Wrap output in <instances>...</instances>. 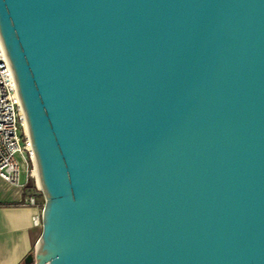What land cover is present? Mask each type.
<instances>
[{
    "label": "water",
    "instance_id": "95a60500",
    "mask_svg": "<svg viewBox=\"0 0 264 264\" xmlns=\"http://www.w3.org/2000/svg\"><path fill=\"white\" fill-rule=\"evenodd\" d=\"M45 198L25 264H264V0H0Z\"/></svg>",
    "mask_w": 264,
    "mask_h": 264
},
{
    "label": "built area",
    "instance_id": "2783aa9c",
    "mask_svg": "<svg viewBox=\"0 0 264 264\" xmlns=\"http://www.w3.org/2000/svg\"><path fill=\"white\" fill-rule=\"evenodd\" d=\"M0 37V178L22 192L21 206L33 209V225L43 229L45 198L29 126ZM25 175V180L22 179ZM33 188L29 190V187Z\"/></svg>",
    "mask_w": 264,
    "mask_h": 264
},
{
    "label": "crops",
    "instance_id": "0c3cea01",
    "mask_svg": "<svg viewBox=\"0 0 264 264\" xmlns=\"http://www.w3.org/2000/svg\"><path fill=\"white\" fill-rule=\"evenodd\" d=\"M22 198L21 191L0 178V264H25L42 234V229L33 225L36 212L21 206Z\"/></svg>",
    "mask_w": 264,
    "mask_h": 264
},
{
    "label": "trees",
    "instance_id": "16d2710c",
    "mask_svg": "<svg viewBox=\"0 0 264 264\" xmlns=\"http://www.w3.org/2000/svg\"><path fill=\"white\" fill-rule=\"evenodd\" d=\"M33 188V185H31L30 187H29V190H31Z\"/></svg>",
    "mask_w": 264,
    "mask_h": 264
},
{
    "label": "bare ground",
    "instance_id": "6f19581e",
    "mask_svg": "<svg viewBox=\"0 0 264 264\" xmlns=\"http://www.w3.org/2000/svg\"><path fill=\"white\" fill-rule=\"evenodd\" d=\"M41 185V184H40Z\"/></svg>",
    "mask_w": 264,
    "mask_h": 264
}]
</instances>
